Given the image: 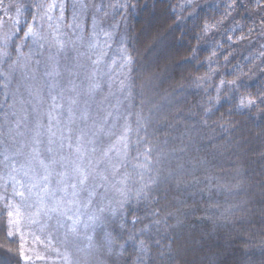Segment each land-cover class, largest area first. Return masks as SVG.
I'll list each match as a JSON object with an SVG mask.
<instances>
[{"label": "trees", "instance_id": "1", "mask_svg": "<svg viewBox=\"0 0 264 264\" xmlns=\"http://www.w3.org/2000/svg\"><path fill=\"white\" fill-rule=\"evenodd\" d=\"M9 1L0 0V15ZM124 2L118 19L132 64L120 124L133 131L121 173L132 172L145 140L153 157L166 159L153 160L160 182L147 199L136 198L139 183H129L131 199L122 207L114 189L100 190L87 217L109 202L119 210L89 229L93 247L83 241L84 251L70 245L67 252L79 264H264V1ZM7 95L0 77V159ZM245 97L257 105L240 107ZM86 98L82 93L80 109ZM141 116L149 123L137 130ZM119 179L109 170L110 183ZM7 231L0 199V264H20L19 244L7 241Z\"/></svg>", "mask_w": 264, "mask_h": 264}, {"label": "rangeland", "instance_id": "2", "mask_svg": "<svg viewBox=\"0 0 264 264\" xmlns=\"http://www.w3.org/2000/svg\"><path fill=\"white\" fill-rule=\"evenodd\" d=\"M18 1L6 3L0 15V46L5 36L11 37L7 49L11 53L10 59L16 61L19 57L5 88L9 102L0 159V197H7L9 203H17L20 199L14 196V190L19 188L16 181L27 182L23 171L12 172L11 164L15 162L18 167L31 152L35 122L39 119L47 123L51 95H57L56 103L63 105L57 109L64 114L61 120L67 118L70 99H76L77 103L72 105L75 132L84 124L87 132L92 129L94 121L101 123L107 118L109 123L105 127L110 129L111 135L104 136L103 149H106L123 131L120 121L124 118L123 111L131 88L129 71L132 58L127 48V27L118 19L123 13L125 0H34L28 5ZM37 3L44 7L37 9ZM49 4L54 7L46 12ZM17 7L24 8L23 15L19 17ZM16 19L20 20L19 25L15 24ZM25 23L33 25L42 39L37 43L25 41ZM17 47L20 52L15 51ZM8 71L9 63L0 60V72ZM50 72L52 76L48 75ZM61 92L63 98L58 95ZM82 93L87 98L81 103L83 109H80ZM85 112L88 117L86 123L80 119ZM44 140L45 144L40 145L42 149L46 147V135ZM5 156L9 158L7 161ZM0 199L8 212L4 199ZM72 215L81 222L80 228L83 229L84 223L88 222L86 210L74 208ZM49 223L50 228L39 230L30 227L25 219L21 226L25 249L32 257L28 264H64L57 250L61 253L66 251L59 244L64 241L67 228L57 226L55 220ZM66 224H71V221H66ZM33 232L40 236V240H33ZM16 239L20 244L21 241ZM49 241L50 246H47ZM37 255L45 259H36ZM20 264H25L21 258Z\"/></svg>", "mask_w": 264, "mask_h": 264}, {"label": "snow or ice", "instance_id": "3", "mask_svg": "<svg viewBox=\"0 0 264 264\" xmlns=\"http://www.w3.org/2000/svg\"><path fill=\"white\" fill-rule=\"evenodd\" d=\"M37 9H41L44 5L37 3ZM54 5L49 4L46 12L51 11ZM17 17L23 15L24 8H16ZM50 19V17H49ZM35 20V17H33ZM15 24L19 25L20 20L16 19ZM26 31H23L24 40H31L37 43L42 36L36 31L33 25L25 23ZM209 26H204V31L207 32ZM15 35V34H13ZM11 39L9 36L3 38L2 46H0V60L9 63L8 72H0L2 77L3 87H7L10 83V77L13 66L18 63L19 57L16 61H11V53L8 49V42ZM20 52V48L15 49ZM131 58H129L130 60ZM52 76L53 73H48ZM225 86L224 81H221L220 87ZM219 91V90H218ZM29 95H32L30 92ZM51 95V93H50ZM63 98V93L58 94ZM52 103L49 105L47 112V123L37 119L34 125V136L32 137L31 152L23 163L17 167L16 163L11 164L12 172L19 173L23 171V176L26 177L27 182L17 180L16 183L19 188L14 190V196L19 197L17 203H9L7 197H0L4 199L9 217L8 231L6 239L9 243L15 242L18 238L21 243L17 248V254L25 261V264L32 259L25 249L24 235L21 231V226L27 220L30 227H35L39 230L50 228V221L55 220L59 227H66L67 231L64 235V243L66 251L61 253L57 250L58 256L64 261V264H79L68 252V246H74L78 251L85 249L80 245L83 241H87V247H93L92 236L89 229L93 230L99 224L103 223L104 214L108 213L115 215L119 207L113 208L111 202L109 204L98 207L96 212H93L88 217V222L84 223L83 229L80 228V221L74 219L73 209L80 208L87 209L95 202L96 198L101 194L100 190L108 191L109 188L114 189L119 193L120 200L117 201L120 207L131 199L129 191V183H139L135 188V196L137 199H147L152 191L153 185L159 184V177L161 175L160 169L153 164L163 165L165 157H153L155 150L150 141L143 142L144 151L140 152L137 149V164L133 166L131 173L125 171L121 173V168L125 165L124 160H127L130 150V135L133 131L128 124L124 125L122 133L117 137L114 143L110 144L106 149L99 152L97 157L96 144L99 139L104 136L111 135L109 128L105 125L109 123L107 118L101 123L93 122V127L85 132L82 128L75 132L73 125L76 123L75 112L72 105L77 103L75 98L69 101L67 108V118L61 120L64 115L58 112L57 109L62 108L63 105L57 104V95H51ZM23 103V101H21ZM260 104L264 105V99L260 100ZM257 100L251 97L241 99L240 107H255ZM15 115V113H14ZM109 116L112 114L109 113ZM87 113H83L80 117L82 122L87 121ZM143 124L149 123L148 120L139 117L136 121L137 130ZM42 129L44 131H42ZM47 136L46 147L43 149L40 145L45 144L44 136ZM143 156V160L140 157ZM9 158L5 156L7 161ZM109 170L113 177L120 176L119 180L110 183ZM156 171L157 175L152 176L151 172ZM133 174L140 177L139 182L133 180ZM147 176V179H145ZM171 176V173H169ZM15 180V177H12ZM66 221H71V224H66ZM135 222V221H134ZM34 241L40 240V236L35 232L31 233ZM106 243L111 246L112 240L109 236L105 238ZM141 245L143 242L141 241ZM50 246V241L48 245ZM11 252V249H8ZM36 259H45L43 256L37 255Z\"/></svg>", "mask_w": 264, "mask_h": 264}]
</instances>
